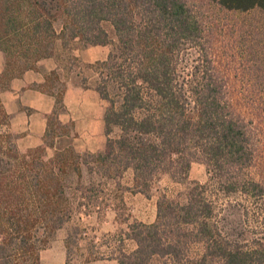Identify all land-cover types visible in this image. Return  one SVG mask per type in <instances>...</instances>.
<instances>
[{"label":"trees","instance_id":"16d2710c","mask_svg":"<svg viewBox=\"0 0 264 264\" xmlns=\"http://www.w3.org/2000/svg\"><path fill=\"white\" fill-rule=\"evenodd\" d=\"M209 3L256 14L254 28L264 27V0ZM205 14L190 0H0V92L36 70L56 40L110 47L94 87L106 102L101 150L82 154L67 146L46 156L66 128L58 119L63 88L53 90L55 70L33 85L55 100L41 145L18 148L0 98V264H39L43 244L72 215L71 174L85 198L83 166L115 180L130 170L133 188L147 197L161 174L184 186L157 195L152 222L127 224L123 236L133 248L124 249L120 238L111 254L117 264H264V125L229 96L211 50L217 26ZM193 162L205 166L204 182H188Z\"/></svg>","mask_w":264,"mask_h":264},{"label":"rangeland","instance_id":"374dc122","mask_svg":"<svg viewBox=\"0 0 264 264\" xmlns=\"http://www.w3.org/2000/svg\"><path fill=\"white\" fill-rule=\"evenodd\" d=\"M190 1L204 5L208 25L212 24V29L217 26L212 36L211 50L218 71L225 76L229 96L245 117H253L258 124L264 125V111L257 91L258 83L262 82L264 76V27L254 28L257 15L224 12L214 8L209 0ZM55 27L58 28L59 24L56 23ZM109 49L107 45L84 46L78 40L63 46L60 40H56L53 54L36 63V71L43 77L55 70L57 79L53 90L63 88V107H58V113L66 125L65 142L58 141L57 146H71L82 154L103 148L105 134L102 116L106 102L99 97L94 87L99 78L98 62L106 58ZM3 58L0 51V70L4 65ZM186 58V66L189 67L194 58L192 49L187 50ZM33 77L26 75L24 80H19L17 92L11 88V81L0 92L2 103L12 116L10 129L19 136L16 143L21 151L43 142V138L40 140L38 122L33 126V135H28L31 127H28L24 116L33 111L28 102L36 100L38 105H48L52 99L54 101L50 94L40 90L43 94L34 92L37 89L33 85L39 83L33 82ZM25 84L31 89L22 93ZM18 99H21L19 105ZM53 108L54 105L49 108L48 114ZM116 133L117 130H114L111 135ZM33 141L40 143L28 146ZM54 151L55 148L47 147L46 156L51 157ZM206 178L205 166L193 162L188 171V182H204ZM80 180L81 185L86 186L85 198H80L82 191L75 193L76 177L71 174L67 179L66 193L74 203L72 215L43 244L39 264H66L67 258L71 264H117L111 254L118 240L122 238L124 249L133 248V243L123 236L127 224L133 220L152 222L157 195L163 192L172 196L184 187L168 174H161L147 197L133 188L130 170L115 180L102 178L90 171L88 166L82 167ZM78 200L82 201L80 208L77 206ZM69 232L72 237H69ZM67 239L71 246L70 252L67 251Z\"/></svg>","mask_w":264,"mask_h":264},{"label":"crops","instance_id":"0c3cea01","mask_svg":"<svg viewBox=\"0 0 264 264\" xmlns=\"http://www.w3.org/2000/svg\"><path fill=\"white\" fill-rule=\"evenodd\" d=\"M26 75H29L30 77L31 76H34L32 78V81L33 82H36V83H39V84L42 83L43 80H44L43 79L44 78L43 75H40L36 70H34V71L33 70H28L24 74H22L20 77L14 78V79L11 80V82H10L11 83V88H14V91L15 92H17V89H16L17 86L16 85H19V80L20 81L21 80H24V77ZM23 87H22V89L24 91H22V93L25 92V91H27V90H29V89H31V88H28L26 84ZM20 89H21V85H20ZM34 92H36V94H43V93H41L38 90H35ZM20 100L18 99V105L20 103ZM35 102H36V100H31V101L28 102L29 103V106L30 107H33V111H31V113H29V114H25L24 117H25V122H28V124H27L28 127H31V129L29 131V134H28L29 136L33 135V126H34L35 122H38L39 123V126L38 127L40 129V134L39 135L41 137L40 138V140H41L43 138V135H44V132H45V129H46L47 115H48L49 111L51 110L49 108H51L54 105L55 100L53 101V99H52L51 100V103H49L48 105H46V104H43V105L39 104L38 105ZM62 107H63V105H62ZM9 117H10L9 118L10 119L9 121H10V126H11L12 125V116L9 114ZM58 119H59L60 122L63 123V121L59 118V113H58ZM102 120H103V116H102ZM103 125H104V123H103ZM58 141H59V143H64L65 142V140H64V134H60V135H58L55 138V140H54V147L53 148H55V149L56 148H63V146H57V142ZM38 143H40V142L39 141H35V142L33 141V142L28 143V146H35Z\"/></svg>","mask_w":264,"mask_h":264}]
</instances>
